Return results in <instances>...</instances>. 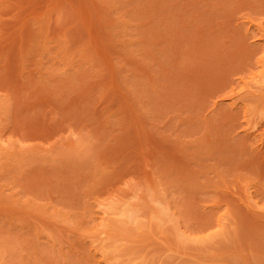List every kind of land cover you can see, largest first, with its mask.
Instances as JSON below:
<instances>
[{
  "label": "rangeland",
  "instance_id": "rangeland-1",
  "mask_svg": "<svg viewBox=\"0 0 264 264\" xmlns=\"http://www.w3.org/2000/svg\"><path fill=\"white\" fill-rule=\"evenodd\" d=\"M0 264H264V0H0Z\"/></svg>",
  "mask_w": 264,
  "mask_h": 264
}]
</instances>
